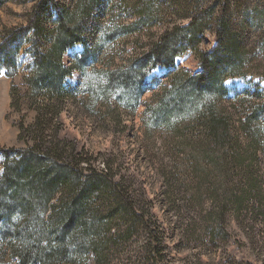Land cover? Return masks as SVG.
<instances>
[{"label": "trees", "instance_id": "obj_1", "mask_svg": "<svg viewBox=\"0 0 264 264\" xmlns=\"http://www.w3.org/2000/svg\"><path fill=\"white\" fill-rule=\"evenodd\" d=\"M65 1L42 0L35 7L28 26L32 62L21 76L20 87L11 84V109L20 112L28 106L36 116L28 125L23 114L19 119L24 146L0 148V261L8 257L13 264H71L73 257L79 256L83 264H111V254L121 251V245L125 247L133 234H141L147 240L143 248L148 261L157 264L160 240L152 214L135 201L124 181L113 180L116 174L110 165L103 163L101 170L91 168L83 151L58 138L59 116L69 98L65 79L73 68L72 64L65 66L63 56L76 44L82 45L83 58L88 53L95 56L101 48L99 39L111 43L126 38L133 45L134 57L129 64L107 68L101 85L134 95L135 110L147 91L148 70L171 67L176 57L193 52L199 72L168 77L149 125L177 131L190 126L191 137L180 136L186 146H199V156L208 164L212 160L219 175L228 167L236 170L239 182L246 181L240 191L247 193L245 190L254 189V173L250 164L229 165L241 147L239 136L235 133L231 137L229 127L234 125L227 124L213 98L225 92L224 77L240 74L256 55L251 40L244 36L248 24L244 12L248 9L253 20L263 22L264 0H212L208 6H204L205 0H167L168 4L164 0H136L129 6L127 0H117L116 4L114 0H68V5ZM119 5L127 7V24L117 23L112 14V7ZM169 8L172 15L177 9L181 14L178 20L185 22L169 25L170 21L165 29L150 33L169 14ZM44 16L54 17L52 28H45ZM211 30L214 46L209 51L199 50L203 33ZM16 32L0 35V72L8 77L17 75L18 70L21 35ZM260 38V43L264 42L262 34ZM245 123L240 128L250 135V125H264V99L247 113ZM214 188L211 183V190ZM236 190L232 183L231 191ZM235 197L245 196L240 192L231 197L229 205L234 210H253L252 203L243 206Z\"/></svg>", "mask_w": 264, "mask_h": 264}, {"label": "rangeland", "instance_id": "obj_2", "mask_svg": "<svg viewBox=\"0 0 264 264\" xmlns=\"http://www.w3.org/2000/svg\"><path fill=\"white\" fill-rule=\"evenodd\" d=\"M41 1L0 0V35L15 29L21 35L16 55L17 75L8 77L0 72V148L24 146V139H20L19 119L23 114L28 125L36 116L28 106L22 107L20 112L12 110L9 92L12 82L20 87L21 76L30 68L33 41L28 26ZM127 1L128 6L136 3V0ZM208 1L212 0H205L204 6H208ZM116 2L114 0L113 4ZM68 3L66 0L65 4ZM119 6L112 7L116 22L129 23L127 7ZM49 11L54 14V8ZM245 11L248 24L244 36L251 40L256 55H252L240 74L224 77L222 86L225 92L213 98V102L227 124L234 125L232 129L229 127L231 137L235 133L239 136L241 147L236 149L234 161L229 165L234 168L238 162L250 164L249 170L254 173V189L245 190L247 193L240 191L246 181L244 184L239 182L236 170L228 167L219 175L212 160L208 164L203 155L199 156V146L194 149L186 146L180 136L191 137L193 130H189L190 126L177 131L149 125V116L157 106V96L168 77L173 73L195 75L199 72L193 52L176 57L171 67L150 68L145 83L147 91L135 110L134 95L101 85L107 68L113 64H129L134 57L133 45L126 38L111 43L99 39L101 48L95 56L88 53L83 58L81 44L74 45L63 56L65 66L72 64L73 68L65 79L69 98L59 116L58 138L73 142L78 150L83 151L91 168L101 170L103 163L110 165L111 172L116 174L113 180L124 181V186L135 195V201L141 202L144 210L152 214L151 221L158 228L160 240V261L157 264H264V125H250L251 135L240 128L246 124L247 113L264 99V42L260 43V35L264 36V21L253 20V14L248 9ZM168 13L163 21L159 20L160 23L149 30L150 33L161 31L174 21L185 22V19L178 20L181 14L177 9L172 15V8H169ZM46 17L45 28H52L54 17ZM201 38L199 50H211L215 43L212 30L204 32ZM38 49L42 51V48ZM76 58L80 62L76 63ZM1 164L0 154V175ZM211 183L215 185L213 190ZM232 183L236 191H231ZM240 192L245 197H235L234 201H242L243 206L246 202L247 206L252 203L253 210L244 211V207L234 210L229 205L231 197ZM146 241L141 234H133L125 247L121 245V251L111 254V264H151L143 248ZM0 263L13 264V261L5 257ZM71 264L83 262L75 256Z\"/></svg>", "mask_w": 264, "mask_h": 264}]
</instances>
